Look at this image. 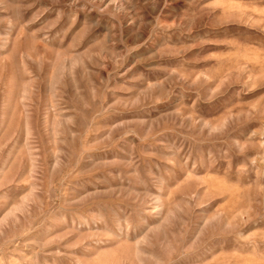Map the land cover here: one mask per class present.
Returning a JSON list of instances; mask_svg holds the SVG:
<instances>
[{"label": "rangeland", "instance_id": "obj_1", "mask_svg": "<svg viewBox=\"0 0 264 264\" xmlns=\"http://www.w3.org/2000/svg\"><path fill=\"white\" fill-rule=\"evenodd\" d=\"M0 264H264V0H0Z\"/></svg>", "mask_w": 264, "mask_h": 264}]
</instances>
